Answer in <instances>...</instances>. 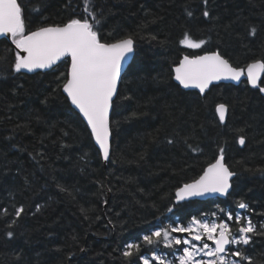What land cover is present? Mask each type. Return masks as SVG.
<instances>
[{"label":"trees","instance_id":"1","mask_svg":"<svg viewBox=\"0 0 264 264\" xmlns=\"http://www.w3.org/2000/svg\"><path fill=\"white\" fill-rule=\"evenodd\" d=\"M18 2L26 33L71 19L93 22L86 0ZM91 3L104 42L134 39V59L113 102L107 165L62 91L69 64L16 73V49L0 41V264H144L145 258L158 264L152 255L179 264L182 245H148L143 237L193 218L228 222L238 235L237 214L250 218L258 234H250L249 245L229 249L264 264V97L246 80L214 86L204 97L173 80L184 55L219 51L235 67L264 60V0ZM186 34L206 43L186 48L180 43ZM221 103L229 110L224 123L216 112ZM221 148L235 173L231 193L177 204L176 191L198 179ZM241 200L247 209L238 208ZM129 244L139 250L125 257Z\"/></svg>","mask_w":264,"mask_h":264},{"label":"snow or ice","instance_id":"2","mask_svg":"<svg viewBox=\"0 0 264 264\" xmlns=\"http://www.w3.org/2000/svg\"><path fill=\"white\" fill-rule=\"evenodd\" d=\"M207 2L208 0H204L205 5ZM86 5L84 11L91 16L94 23L87 17L71 19L63 25L42 26L26 33L23 9L18 0H0V37H10L16 49L20 50L15 57L16 73L22 70L31 73L50 69L61 60L69 64L62 91L86 119L95 142L102 150L103 159L107 161L111 137L110 112L114 97L117 95L122 66L126 63V57L133 52L134 39L129 35L115 42H104L95 27L99 20L90 11L91 0H86ZM188 15L191 16L192 13L189 12ZM203 16L208 17L209 12L204 11ZM255 33L256 29H251L250 34L255 36ZM180 43L189 49H200L206 41L197 42L186 34ZM174 72V78L180 85L185 89H199L201 94L205 93L213 82L222 80L239 82L242 77H246L253 88L264 93V86H261L264 60H256L246 67H235L219 51L193 57L184 55ZM227 111L225 104L217 106L216 112L221 123L225 122ZM238 142L244 145L245 140L241 137ZM234 175L235 173L224 162V151L221 148L215 162L209 164L198 179L185 183L176 191L177 202L217 194L227 197ZM238 208L247 209L248 205L241 200ZM23 212V207L18 208L16 216L19 217ZM226 216L227 221L234 218L231 212L226 213ZM235 223L238 225V235H233L228 222L217 223L193 218L187 226L169 225L168 229L155 231L144 236L143 240L148 245L158 244L162 240L167 248L184 245L179 264H239L235 259L229 260L227 258L229 254L251 264V258L243 250L237 248L232 251L228 246L249 245L252 239L250 234H258L256 226L250 218L239 214L235 215ZM171 233H186L187 238H177ZM7 235L11 238L13 234L9 232ZM193 241L201 243L194 244ZM138 250L139 245L129 244L123 255L131 257L134 251ZM155 259L159 264H166L161 257L157 256ZM144 264H148V261L145 260Z\"/></svg>","mask_w":264,"mask_h":264},{"label":"water","instance_id":"3","mask_svg":"<svg viewBox=\"0 0 264 264\" xmlns=\"http://www.w3.org/2000/svg\"><path fill=\"white\" fill-rule=\"evenodd\" d=\"M4 39L8 40V41H9V42L15 47V45L12 43L10 37H9V38L0 37V41H1V40H4ZM15 49H16V47H15ZM19 51H20V50L16 49V52H17V53H18ZM210 53H211V52H210ZM21 54H23V53H21ZM205 54H208V53H205ZM134 55H135V54H134V45H133V52L130 53V54L126 57V63L122 66L120 81H119V83H118V85H117V95H118V92H119V89H120V86H121L122 80H123L125 74L127 73L129 67L131 66V64H132V62H133ZM202 55H204V54H202ZM66 59H67V58H66ZM181 60H182V59H181ZM181 60H180V61H181ZM61 61H62V60H61ZM179 63H180V62H179ZM177 66H179V64H178ZM177 66H175V67H177ZM175 67H174V69H175ZM174 69H173V75H174V76H173V80H174V82H175V83H176V84H177L182 90H184V91H186V92H196V93H198L201 97H204V96L206 95V93H207L212 87H214V86H218V85H233V86L238 87V86H240V85L246 80V77H242L241 80H240L239 82H237V81H230V80H227V81L222 80V81H219V82H213V83L209 86L208 90H206L205 93L201 94V93L199 92V89H196V88H188V89H185L182 85H180V83H179L178 81H176L175 78H174V77H175ZM42 70H46V69H42ZM37 71H38V70H37ZM262 80H263V77L261 78V83H262ZM246 81H247V80H246ZM247 83H248V82H247ZM248 85H249L250 88H252V89H254V90H259V89H257V88H253L249 83H248ZM65 94H66V93H65ZM260 94L264 97V93L260 92ZM117 95H116V97H114V101H115V99L117 98ZM66 96H67V94H66ZM69 101H70V100H69ZM114 101H113V102H114ZM70 103H71V102H70ZM71 105H72V104H71ZM72 107H73V109H74V110H75V111L81 116V118L83 119V121L85 122V124L87 125V127H88V129H89V131H90V133H91V129H90V127L88 126L86 119L83 117L82 114L79 113V110L76 109L74 105H72ZM227 109H228V107H227ZM228 113H229V110H228L227 113H226L225 122L227 121ZM111 117H112V110H111V112H110V127H111ZM93 140H94V143H95L97 149L100 151V153H101V155H102V159H103L102 150L99 148V145L95 142V138H94V136H93ZM111 150H112V136L110 137V153H109V159H108L107 161H105V160L103 159L105 165H107V163H108L109 160H110ZM224 162H225V164H226L225 158H224ZM226 165H227V164H226ZM229 169H230V168H229ZM202 174H203V173H202ZM234 177H235V175L232 177L231 183H233ZM231 191H232V187L229 189V194L231 193ZM225 198H226V197H224V196H220V195L217 194V195H208V196H203V197H192V198H190V199H186V200H184V201H179V202H177V199H176L175 201H176L177 204H182V203H186V202H188V201H201V202H205V201L212 200V199H225ZM243 210H244V209H243ZM213 246H214V245H213ZM229 246H230V245H229ZM229 246H228V248H229ZM84 255H85V253L82 254V256H84Z\"/></svg>","mask_w":264,"mask_h":264},{"label":"rangeland","instance_id":"4","mask_svg":"<svg viewBox=\"0 0 264 264\" xmlns=\"http://www.w3.org/2000/svg\"><path fill=\"white\" fill-rule=\"evenodd\" d=\"M193 243H194V244H200L201 242L193 241ZM182 246H183V248L185 247L184 245H182ZM183 248H182V249H183ZM178 254H179V253H178ZM178 254H177V255H178ZM181 255H183V250L181 251ZM181 255H179V256H181ZM179 256H178V257H179ZM161 258H162V257H161ZM198 258L209 259L208 257H198ZM178 259H179V258H178ZM228 259H229V258H228ZM156 261H157V263L159 264V261H158L157 259H156ZM148 264H149V262H148Z\"/></svg>","mask_w":264,"mask_h":264},{"label":"flooded vegetation","instance_id":"5","mask_svg":"<svg viewBox=\"0 0 264 264\" xmlns=\"http://www.w3.org/2000/svg\"><path fill=\"white\" fill-rule=\"evenodd\" d=\"M155 257H156L155 255H152V256H151V259H152V260H155ZM145 260H147V261L149 262V259H148V258H145Z\"/></svg>","mask_w":264,"mask_h":264}]
</instances>
